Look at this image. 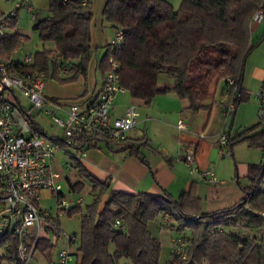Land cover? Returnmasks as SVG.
Returning a JSON list of instances; mask_svg holds the SVG:
<instances>
[{"label": "trees", "instance_id": "trees-1", "mask_svg": "<svg viewBox=\"0 0 264 264\" xmlns=\"http://www.w3.org/2000/svg\"><path fill=\"white\" fill-rule=\"evenodd\" d=\"M79 1L50 0V15L39 21L35 30L44 44L54 43L56 49L35 53L32 63L11 60L28 37L9 32L2 38L0 56L13 74H43L47 80L63 85L87 77L93 58V13L91 0L84 7L75 5ZM261 8L264 0H183L177 10L166 0H107L102 9L103 24L115 33L121 31L124 42L121 46L110 43L105 47L99 72L102 76L107 74L111 68L109 58L113 56L119 64L120 84L132 98L149 106L156 96L173 92L194 113L212 108L216 87L224 81V89L229 88L226 108L235 97L231 114L234 118L237 107L250 97L242 85L246 62L258 46L252 41V26ZM16 19L10 21L13 29ZM162 75L173 79V86L161 85ZM209 101L212 103L207 104ZM227 136L231 150L248 143L264 152L261 117L253 126ZM99 145L90 144L89 148ZM106 145L109 147L110 143ZM128 149L144 161L139 149ZM72 161V167L88 180L93 198L85 206L76 205L67 212L69 217L78 216L81 222L80 233L73 234L78 238L72 243L78 245L73 253L75 264H160L162 244L152 236L148 224L165 216L177 224L175 229L181 237L188 236L191 241L186 258L174 255L169 264H264V162L249 165V184H240L245 194L242 201L203 213L201 200L192 191L184 192L178 199L165 191L159 197L112 192L102 208L109 184L93 178L76 156H72ZM69 188L80 194L85 184L69 183ZM117 221L123 227L117 226ZM18 245L13 235L2 237L0 249L6 246L7 255L0 257V264L3 259L20 264ZM51 248L48 241L40 240L36 252Z\"/></svg>", "mask_w": 264, "mask_h": 264}, {"label": "crops", "instance_id": "crops-1", "mask_svg": "<svg viewBox=\"0 0 264 264\" xmlns=\"http://www.w3.org/2000/svg\"><path fill=\"white\" fill-rule=\"evenodd\" d=\"M9 1L13 3L11 0ZM106 1L91 0L93 13L91 47L93 58L87 77L79 78L84 80V84L77 85L75 82L59 86L50 84L49 81L51 80H48L45 92L47 99L46 108L51 109L53 103L57 101L62 102L65 109H68L72 103L88 105L101 92L105 76H102L98 69L100 62L98 58L99 49L106 47L114 39L110 40L107 37L109 33L106 32V28L109 27L103 24L102 9ZM31 6L33 7V12H30L26 7L22 9L31 14V19L34 21L32 34L38 35L35 26L39 21L46 19L50 15V0H31ZM0 14H4V12L0 11ZM20 15L19 11L15 28L13 29L12 24H10L6 34L17 32L30 40L31 33L29 29L22 25V21L19 22ZM111 30L115 35V30ZM252 41L258 46L246 62L242 85L244 91L250 97L247 102L237 107L234 118L227 114V108L225 107L226 102L229 100V88L224 89V81H221L216 87L214 102H207V104L212 103V108L200 113H194L190 110L188 103L181 100L173 92L156 96L152 104L147 106L141 101L132 98L130 93L125 91L117 95L112 115L114 118H120L125 115L127 108L131 104L139 106L138 125L130 131L127 141L130 144L127 145L124 142L126 145L113 148L111 144L108 147L106 143H103V145L100 143L98 147L88 149L84 153H78L77 149L64 147L61 152L69 153L68 150H72L75 153L72 156L74 155L79 159L80 163L93 178L109 184L110 190L103 199L102 208L112 192L130 195L146 193L159 197L165 191L174 199H178L184 192L192 191L201 200V211L203 213H212L232 207L244 199L245 194L241 190L239 180L241 177L247 178L249 167L247 170L244 169L242 171L241 177L234 176L235 171L231 160L225 157L229 153L234 155V149L231 150L228 145L221 148L220 135L225 132L227 135L230 133L231 136H235L242 131L238 130L239 127H247L246 125H249V123L253 126L259 120L260 103L256 99V95L262 92L264 81V20L252 26ZM41 47L42 50L54 51L56 49L54 43H43ZM22 49H17L12 54L11 60L21 64H29L27 60L29 58L33 59L35 54L25 55L24 59L21 60ZM159 80H161V77ZM18 102L26 110L30 109L28 108L30 106L23 105L19 99ZM254 103L256 104L252 105ZM60 116H64V113H60ZM38 117L39 113L33 114V124L39 128L37 129L39 132L54 140L63 136L62 130L61 135L50 136L47 134L45 128L39 123ZM239 120V127L237 128V121ZM180 121H184L187 124L185 130L178 128ZM202 135L203 137H201ZM134 141H137V143ZM131 147L139 149L140 156L145 162L133 156L131 149L127 150V148ZM186 148L195 150L196 167L200 170L213 171L218 182H202L199 174L190 172V168L184 160V150ZM57 154L54 170L59 174L61 184L64 176L59 170L60 164L57 160ZM65 167L69 168V165L66 164ZM234 179H237V184L232 181ZM65 180L68 184L83 183L82 181L72 182L67 177H65ZM49 192L51 191L43 190L40 194L39 206L41 210H43L41 207L43 194H50ZM90 192L91 188L88 189L87 193L90 194ZM80 199L83 201L81 205H84V198L81 197L76 200V204L72 208L78 205ZM172 226L174 227L172 228ZM176 227V223L169 222L168 216L148 224V229L152 236L158 238L162 244L160 264H169L174 256L175 240L181 237L176 231ZM61 239L62 236L54 234L44 235L41 240L48 241L52 248L45 252L37 251V256V252L35 253L33 259L37 261V264H55L57 262L60 250H54L53 247ZM76 247L77 244H70L68 240L66 241L65 249L75 253ZM0 250H3L0 257L7 255L6 246H3ZM122 264L131 263L124 261Z\"/></svg>", "mask_w": 264, "mask_h": 264}, {"label": "built area", "instance_id": "built-area-1", "mask_svg": "<svg viewBox=\"0 0 264 264\" xmlns=\"http://www.w3.org/2000/svg\"><path fill=\"white\" fill-rule=\"evenodd\" d=\"M15 10L0 15V42L6 35L10 21L26 7L33 12L31 0H11ZM89 0H80L76 6H86ZM264 20V8L254 17L253 25ZM124 35L115 33L112 44L121 46ZM33 59L29 58L28 63ZM110 70L98 97L88 105L72 103L68 109L62 102L53 103L46 108L45 96L47 79L43 74L34 76H17L12 73L8 64L0 56V240L11 234L19 241L18 253L20 264H31L38 242L44 235L66 236L61 228L60 217L66 214L72 205L63 194L60 176L54 170L56 154L64 147L79 149L81 153L90 149L95 143H124L129 133L138 125L139 106L131 104L123 117L114 118L112 110L119 93L126 90L120 84L119 64L113 56L109 58ZM63 69L66 70V67ZM233 84V81L230 80ZM238 91L236 87L234 94ZM8 93V95H6ZM20 95L30 102L26 110L18 102L13 103L9 94ZM235 97L229 103L227 114L235 110ZM260 103L259 117L264 120V93L256 95ZM46 111L47 116L63 131V136L54 140L39 132L33 126V114ZM64 113V116H60ZM178 128L185 130L187 124L180 121ZM203 137V135L201 136ZM228 143L224 132L220 135V146ZM184 160L192 174H199L201 181L216 183L218 179L211 170H200L196 167V152L192 148L184 150ZM43 190L51 191L57 199L58 215L53 217L48 211L40 209L39 202ZM82 199L78 205L82 204ZM116 225L123 227L120 221ZM70 244L78 240L76 235L67 236ZM191 245L188 237H180L174 243V255L186 258L187 248ZM74 254L69 249L60 250L55 264H70Z\"/></svg>", "mask_w": 264, "mask_h": 264}, {"label": "rangeland", "instance_id": "rangeland-1", "mask_svg": "<svg viewBox=\"0 0 264 264\" xmlns=\"http://www.w3.org/2000/svg\"><path fill=\"white\" fill-rule=\"evenodd\" d=\"M168 1L170 4H172L174 6V8L179 9L181 3L183 2V0H166ZM15 10V6L14 3H11L9 0H0V11H3L4 14L8 15L10 13H12ZM19 13V12H18ZM20 18H19V22L22 21V25L25 26V28L29 29L30 31V36L31 39L27 40L25 42V44H23V46L21 48L22 52L20 54V58L21 60L24 59L25 55H31V54H35V52L42 50L41 45L43 44V42L40 40V38L38 37V35H34L32 34V27L34 24V21L31 19L32 16L31 14L27 13V11L24 9L20 10ZM18 17V16H17ZM111 28H106V32L109 33V36L107 34V37L111 40L114 38V34L111 32ZM20 48V49H21ZM19 49V50H20ZM106 54V48H101L99 49V56L98 58L101 60L103 58V56ZM50 84H54V85H59L62 86L63 84H60L54 80L49 81ZM77 85H81L84 84V80L83 79H79L77 82ZM160 84L163 86H173L174 84V80L169 78L168 76L162 75L161 76V80H160ZM214 88H212L213 90ZM8 95V93L6 94ZM9 99L11 102L16 103L17 100L16 98H18L21 103L25 106H30V102L28 103V100L25 99L24 97L17 95L15 97V95H13L12 93L9 94ZM256 103L252 104L255 105ZM28 107V108H30ZM255 107V106H254ZM48 109V108H47ZM38 121L39 123L45 128L46 133L49 134L50 136H57V135H61V129L51 120V118L49 116H47L46 111H43L41 113H39V117H38ZM52 122V123H51ZM240 122L237 121V123ZM247 127H251L252 125H246ZM239 127V123L237 124V128ZM247 127H242V128H247ZM242 128H238V130H244ZM135 143H137V141H134ZM127 145L130 144L128 142H126ZM126 143H112L111 146L113 148H118L121 146L126 145ZM103 145V143L101 144ZM69 153H65V152H59L57 154V160L59 161V170L62 173V175L64 176V179L61 181V184L63 186V193L66 196V200L70 203V205H75L76 204V200L83 197L84 198V206L86 204H88L89 202L92 201V196L91 194H88V189L91 188L88 180H86L85 178H83L80 173L74 168L72 167L73 161H72V154L75 155V153L72 150H68ZM234 153V157L232 156L231 153L227 154L225 157L227 159L231 160V164L234 168V176H240L243 174L242 171H244V169L247 170V168L249 167L250 164H259L264 162V152L259 150V149H255V148H251L248 143H241L238 144L234 147L233 150ZM68 164L69 168H66L65 165ZM65 177L70 178V180L72 182H77V181H82L85 184V189L83 190L82 194H78L76 192H71L70 188H69V184L68 182L65 180ZM234 183H238L237 179L232 180ZM239 183L242 186H246L248 185L249 181L247 178H243L241 177L239 180ZM48 193H44L43 194V199L41 201V207L43 210L48 211L53 217H57L58 215V203H57V199L56 197L49 192ZM60 221H61V228L63 230V232L66 234V236H62V239L59 241V243L57 245H55L54 250H61V249H65L66 248V241L68 240L67 236H71L73 234H79L80 233V229H81V222H80V218L78 216H73V217H69L68 214H64L60 217ZM246 233V232H245ZM54 237V236H53ZM78 247V245H77ZM76 247V248H77ZM75 248V247H74ZM3 250H0V255H2ZM38 255V252L36 253V256ZM73 263H76V256L73 257ZM1 264H16L14 262L10 263L8 260H2ZM31 264H37V261L35 259H33L31 261Z\"/></svg>", "mask_w": 264, "mask_h": 264}]
</instances>
